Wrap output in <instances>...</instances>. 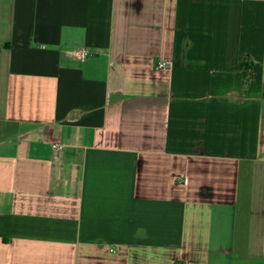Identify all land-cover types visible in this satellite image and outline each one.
<instances>
[{
    "label": "crops",
    "instance_id": "obj_1",
    "mask_svg": "<svg viewBox=\"0 0 264 264\" xmlns=\"http://www.w3.org/2000/svg\"><path fill=\"white\" fill-rule=\"evenodd\" d=\"M0 264H264V0H0Z\"/></svg>",
    "mask_w": 264,
    "mask_h": 264
},
{
    "label": "built area",
    "instance_id": "obj_2",
    "mask_svg": "<svg viewBox=\"0 0 264 264\" xmlns=\"http://www.w3.org/2000/svg\"><path fill=\"white\" fill-rule=\"evenodd\" d=\"M74 54L76 55L77 58L84 59L88 56V51L86 49H78L75 51ZM168 65H169L168 62H159L157 66L159 68H166L168 67ZM55 148L61 150L63 149V146L60 144H56Z\"/></svg>",
    "mask_w": 264,
    "mask_h": 264
},
{
    "label": "trees",
    "instance_id": "obj_3",
    "mask_svg": "<svg viewBox=\"0 0 264 264\" xmlns=\"http://www.w3.org/2000/svg\"><path fill=\"white\" fill-rule=\"evenodd\" d=\"M244 67H245V69H246L247 71H249L250 68H249L248 65H245ZM249 77H250V78H249ZM249 77H247L246 80H249V79L252 80V73L249 74ZM248 78H249V79H248Z\"/></svg>",
    "mask_w": 264,
    "mask_h": 264
}]
</instances>
